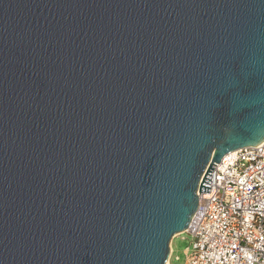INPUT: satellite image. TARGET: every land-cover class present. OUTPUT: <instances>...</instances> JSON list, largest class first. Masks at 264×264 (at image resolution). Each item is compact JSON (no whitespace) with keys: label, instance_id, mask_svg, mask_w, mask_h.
<instances>
[{"label":"water","instance_id":"obj_1","mask_svg":"<svg viewBox=\"0 0 264 264\" xmlns=\"http://www.w3.org/2000/svg\"><path fill=\"white\" fill-rule=\"evenodd\" d=\"M263 141L264 0H0V264H167Z\"/></svg>","mask_w":264,"mask_h":264},{"label":"built area","instance_id":"obj_2","mask_svg":"<svg viewBox=\"0 0 264 264\" xmlns=\"http://www.w3.org/2000/svg\"><path fill=\"white\" fill-rule=\"evenodd\" d=\"M197 195L183 232L192 237L186 264H264V141L224 155L211 171L209 192Z\"/></svg>","mask_w":264,"mask_h":264},{"label":"rangeland","instance_id":"obj_3","mask_svg":"<svg viewBox=\"0 0 264 264\" xmlns=\"http://www.w3.org/2000/svg\"><path fill=\"white\" fill-rule=\"evenodd\" d=\"M184 237V238H183ZM192 243V237L188 233H178L171 240V251H174V256H179L176 260L172 257L169 259V264H186L185 250H187Z\"/></svg>","mask_w":264,"mask_h":264},{"label":"bare ground","instance_id":"obj_4","mask_svg":"<svg viewBox=\"0 0 264 264\" xmlns=\"http://www.w3.org/2000/svg\"><path fill=\"white\" fill-rule=\"evenodd\" d=\"M234 152V151H233ZM173 251V250H172ZM167 264H169V262H167Z\"/></svg>","mask_w":264,"mask_h":264}]
</instances>
